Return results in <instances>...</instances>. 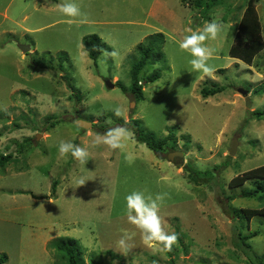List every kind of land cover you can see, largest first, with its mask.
<instances>
[{
	"label": "rangeland",
	"instance_id": "rangeland-1",
	"mask_svg": "<svg viewBox=\"0 0 264 264\" xmlns=\"http://www.w3.org/2000/svg\"><path fill=\"white\" fill-rule=\"evenodd\" d=\"M246 1L213 7L201 0L195 7V0H0V153L13 154L0 169V264H66L52 245L60 238L76 240L81 264H247L264 254V216L243 214L264 203L241 196L250 183L228 184L264 165V116H252L264 111V92L252 93L264 87V46L251 64L228 54ZM65 3L82 15H65L59 7ZM254 6L264 43V0ZM212 21L222 27L204 42L214 50L208 61L214 73L207 75L193 70V57L179 43ZM91 35L107 46L96 62L83 45ZM150 40L160 60L141 71L144 99L136 101L117 82L129 88L137 47ZM153 70L160 77L146 82ZM213 84L223 91L203 98L200 90ZM51 116L61 121L46 131ZM130 118L156 138L173 130L178 150L155 155L130 131L121 148L95 142ZM77 119L91 128L77 127ZM61 141L84 148L85 161L61 155ZM187 164L210 170L220 188L210 187L212 177L192 180ZM133 191L163 196L162 229L179 238L170 250L145 243L127 220L125 197ZM255 232L245 241L249 248L238 246V234Z\"/></svg>",
	"mask_w": 264,
	"mask_h": 264
},
{
	"label": "trees",
	"instance_id": "trees-1",
	"mask_svg": "<svg viewBox=\"0 0 264 264\" xmlns=\"http://www.w3.org/2000/svg\"><path fill=\"white\" fill-rule=\"evenodd\" d=\"M212 1L213 7L220 6L223 4L224 0H209ZM258 0H247L245 3V10L237 22L236 33H235V42L229 49V56L231 58H236L246 64H251L254 57L263 49L264 43L261 39V25L259 24V19L256 14L254 3ZM201 0H195V7L199 6ZM210 3L207 4L206 10L209 9ZM211 5V6H212ZM210 6V8H211ZM84 49L88 54V57L96 62L98 57L100 56L103 48H107V46L102 43L101 39L97 35H91L86 37L83 40ZM159 47L153 42L149 41L146 45L138 46L137 51L139 53L138 60L132 65L130 69V86L126 89L121 85L120 82H117L118 86L125 92L130 91L134 99L136 101H142L143 98V85H141L140 73L144 70V68L148 65H153L160 60V54L158 52ZM59 60L62 62L65 59L60 57ZM60 64V70H63V66ZM49 65L43 66V68H49ZM51 68V67H50ZM160 77V72L158 70H153L149 75L146 76V82H153ZM223 87L213 84L211 86H204L200 90V94L203 98L208 96H213L217 93L223 91ZM264 92L263 85L255 88L252 93L253 94H262ZM252 116L256 120L263 119L264 111H252ZM104 117V116H103ZM119 122H122V119H116ZM61 120L57 119V117H49L48 125L46 127V131L54 128L55 125ZM124 129L130 131L133 135V138L136 142L140 144H144L149 150H151L155 155H161L162 153H167L169 151L175 152L178 150L177 147V139L173 130L169 131L168 134L164 138H156L153 134L146 132L142 127L141 123L136 120L130 118L127 121V125L123 126ZM103 129V128H102ZM26 140L29 142L30 139H25L22 143L18 144V153H22L24 150V142ZM187 143H184L186 146ZM167 158V157H166ZM13 159V154H3L0 153V169L5 168L10 164V161ZM13 162V160H12ZM218 167H215L213 170H216ZM219 169V168H218ZM186 171L192 180L197 182L199 178H211L212 173L210 170H205L203 172H199L196 169H190V165L187 164ZM246 183H250L251 187L242 191L241 196L243 198H256L262 203H264V165L252 168L247 170L241 174L236 175L229 181L230 188H238L244 186ZM211 185V186H210ZM209 186L219 189L220 186L217 185L216 177H212V182ZM57 186V181H53L51 185L52 194L55 193V189ZM216 191V190H215ZM217 192V191H216ZM229 200H233L234 196L228 197ZM246 219H250L255 215L264 216V207L263 208H255V209H245L243 211ZM257 233L242 235L238 234L239 244L238 246L249 248L246 245L245 241L249 238L256 236ZM177 239L178 236H177ZM53 247L56 249L57 253L60 255V258L66 261V264H81L79 262V254L80 249L75 239L72 238H60L52 243ZM5 257H1V261L4 262ZM247 264H264V254L259 256H253L249 258V262Z\"/></svg>",
	"mask_w": 264,
	"mask_h": 264
},
{
	"label": "clouds",
	"instance_id": "clouds-1",
	"mask_svg": "<svg viewBox=\"0 0 264 264\" xmlns=\"http://www.w3.org/2000/svg\"><path fill=\"white\" fill-rule=\"evenodd\" d=\"M60 10L69 17L81 16L79 7L75 3H65L59 6ZM71 22V21H70ZM80 23H86V17L82 18ZM221 25L215 21L205 22L202 29L189 30L190 34L185 35L179 43L182 50H187L193 59L190 64L194 71H199L207 75L214 73V68L208 61L213 55V49L208 48L204 42L209 38L215 39L218 32L221 30ZM115 53H113L114 55ZM128 135L127 129L116 128L110 129L107 133L97 134L96 143H104L112 149L121 148L123 145L121 140ZM61 155L71 153V155L84 162L88 156L87 151L71 142L61 141L59 145ZM83 184V180L80 181ZM163 196L157 195L154 199L151 196H146L142 191H133L125 197L127 220L139 229L145 243L152 241L161 242L163 247L171 249V246L176 242L177 235L166 233L161 226V217L158 214L159 203ZM127 237H121L119 244L121 247H126Z\"/></svg>",
	"mask_w": 264,
	"mask_h": 264
},
{
	"label": "water",
	"instance_id": "water-1",
	"mask_svg": "<svg viewBox=\"0 0 264 264\" xmlns=\"http://www.w3.org/2000/svg\"><path fill=\"white\" fill-rule=\"evenodd\" d=\"M22 51H28V48L24 49L23 47L21 48ZM27 53V52H26ZM106 86L109 87V88H113V83L110 82V81H107L106 82ZM243 96H245L247 94L246 91H239ZM75 125L83 130H86V129H89L91 128L92 126V123L91 122H88V121H83V120H76L75 121ZM40 135H37L36 136V139H39ZM179 154V158L175 161H173V164L175 166H182L183 165V154L181 152L178 153Z\"/></svg>",
	"mask_w": 264,
	"mask_h": 264
}]
</instances>
